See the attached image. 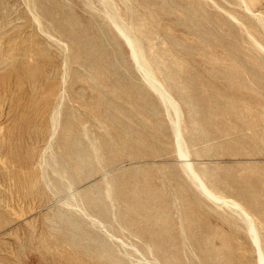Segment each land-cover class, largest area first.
Wrapping results in <instances>:
<instances>
[{"label": "rangeland", "instance_id": "374dc122", "mask_svg": "<svg viewBox=\"0 0 264 264\" xmlns=\"http://www.w3.org/2000/svg\"><path fill=\"white\" fill-rule=\"evenodd\" d=\"M112 1L184 111L192 163L256 218L264 252V28L238 0ZM0 140V264H258L239 219L183 174L100 0H0ZM70 193L119 240L60 210Z\"/></svg>", "mask_w": 264, "mask_h": 264}, {"label": "bare ground", "instance_id": "6f19581e", "mask_svg": "<svg viewBox=\"0 0 264 264\" xmlns=\"http://www.w3.org/2000/svg\"><path fill=\"white\" fill-rule=\"evenodd\" d=\"M238 1H239L240 6L243 7L248 13L252 14L257 19L259 24L264 28L263 17L259 13L254 12L255 0H238ZM124 2H126V1L124 0ZM100 3H101V6H102V9H103L105 16L109 19L112 26L115 28V30L121 36V38L124 40V42L130 47L132 61L135 63L139 72L142 74L144 81L147 83L149 88L152 91H154L155 94L159 97L161 103L163 104V106L165 107V109L168 112V116L170 118L172 129H173V141L176 145V150H177L178 156L180 157V161H181L180 166H181V170H182L183 174L185 175V177L187 178V180L189 181L191 186L194 189H196L204 198H206L211 203L212 206H214L216 209L224 210L225 212L228 211L232 215L236 216L239 219V221L247 229L249 237L251 238L253 245L256 248V253H257V257H258V259H257L258 264H264V252H263L262 247H261L262 235H261L260 230H259L260 225L257 223L256 218L251 213H249L246 210V208L244 207V205H242L238 200L234 199L233 197L226 196L224 193H221V192H218V191L212 189L208 185L206 178L194 166V164L192 163V161L190 159V157H191L190 150H189L187 143H186V140L184 138V129H183L184 111H183L181 105L179 104L178 100L173 95L171 86L167 83H164V81H161L158 77L159 74L157 75V73H156V70H154L148 64V61L146 59L147 57L145 56L140 45L138 44V38L135 35L136 33L133 32L132 26L129 24H126L123 21V19L118 15V9H117L116 5L114 4V2L112 0H100ZM126 3H124V5ZM126 5H128V3ZM128 8H129V6H128ZM130 15H131V13H130ZM35 19L38 21L37 16L35 17ZM130 24H132V23H130ZM7 58H8L7 61H10L8 56H7ZM7 58H5V59H7ZM60 117H61V107H58L56 112L53 113V115L51 116L52 125L53 124L55 125L56 122H59ZM55 132H56V130H55ZM55 132H54V134H55ZM54 134L52 133V136H51L52 138H53ZM0 141H2V140H0ZM3 159H4V157H3ZM5 161H6V159H5ZM46 165H47V167L48 166L51 167V169L54 172V175L59 177L60 181H69L70 182V179L66 175L65 171L60 168V164L58 162L56 155L52 154V156H50L49 159L46 160ZM104 181L108 182L106 180V176H104ZM28 186H29V184H28ZM33 188H34V186L32 187V189ZM53 188L55 189L56 194L63 193L60 190V186H58V185L55 186V184H54ZM72 189L73 188H71L70 190H72ZM111 194H112V186L110 183H108L107 195L111 196ZM55 195H54V198H55ZM80 195H81L80 193H76V194L70 193L66 198H64L63 200H60V201H62V202H60L61 203L60 210L64 209V208H69V209L75 210L77 213H79L80 215L87 218L95 227L100 228V229L105 228V232L111 240H119L115 234H113L112 232H110L109 230L106 229L107 226H105V224L102 222V220L97 215V213H92L85 208L83 199ZM1 202H2V200H1ZM20 209H22V208H20ZM20 215H22V214H20ZM17 216H19V215H17ZM20 219H21V216H20ZM120 242L123 245H126L121 240H120ZM147 248H149V247L147 246ZM135 251L139 252L138 249H135ZM148 251H150V250H148ZM105 253H107V252H105ZM129 254L130 253L128 251H124V255L129 256ZM150 254H152V253H150ZM153 255L156 256L157 254L153 253ZM147 259L148 258L143 259V260L149 262L150 260L149 259L147 260ZM147 262H145V263H147ZM153 264H161V263L156 258H154Z\"/></svg>", "mask_w": 264, "mask_h": 264}]
</instances>
